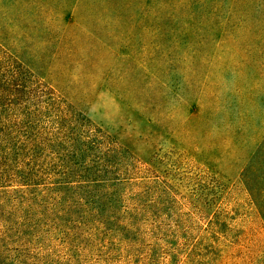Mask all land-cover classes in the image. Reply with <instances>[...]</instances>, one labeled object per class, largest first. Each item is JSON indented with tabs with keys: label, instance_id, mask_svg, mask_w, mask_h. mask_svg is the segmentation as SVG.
<instances>
[{
	"label": "rangeland",
	"instance_id": "rangeland-1",
	"mask_svg": "<svg viewBox=\"0 0 264 264\" xmlns=\"http://www.w3.org/2000/svg\"><path fill=\"white\" fill-rule=\"evenodd\" d=\"M0 47V79L48 101L34 127L115 145L111 165L147 168L160 180L145 187L150 213L169 214L155 220L210 223L180 264H264V0H0ZM44 192L59 212L82 196ZM90 228L68 243L40 229L0 237V264L128 263L114 234L104 244L108 225Z\"/></svg>",
	"mask_w": 264,
	"mask_h": 264
},
{
	"label": "trees",
	"instance_id": "trees-1",
	"mask_svg": "<svg viewBox=\"0 0 264 264\" xmlns=\"http://www.w3.org/2000/svg\"><path fill=\"white\" fill-rule=\"evenodd\" d=\"M12 60L14 67L21 70V63ZM21 88L13 78L0 79V208L3 217L0 237L13 235L16 238L33 231L30 236L38 238L36 232L40 229L50 234L51 239L68 243L70 239H79V228L94 236L96 233L90 227L108 225L110 232L100 234L107 238L104 244H112L109 238L114 234L118 245L125 246L123 249L118 247V254H128L125 257L127 264H156L153 253L160 256L157 264H180V258L193 250L203 233L210 232V223L193 225L155 220L154 216L169 215L160 203L155 205L151 214L150 205L146 203L145 187L152 182L159 184L158 178L152 179L153 176L145 174V167L111 165L114 161H109L108 156L115 145L69 141L70 135L65 133L61 141L53 140L52 137L57 135L53 133L55 131L47 126L38 129L32 124L33 117L36 120L48 117L44 115L47 107L39 106L48 104L47 99L36 102L32 89L22 91ZM21 116L28 119L24 128L19 124ZM11 121L15 123L11 124ZM84 122L92 124L86 117ZM38 135H44L46 140L36 141ZM93 149H99L101 156H93L90 152ZM115 166L118 171H113ZM133 185L139 188H130ZM54 189H75L82 196L76 200L73 197L66 199L65 209L59 212L54 202L59 200L58 194L50 192L51 196H38V191L48 194L44 191ZM160 198L159 194L157 199ZM41 201L48 205L44 211L37 204ZM51 205L53 207H49ZM53 209L55 213L66 215L62 222H57L59 215L55 216ZM174 210L179 212L176 208ZM44 219L49 221L43 222ZM85 240L90 238L86 235ZM47 260L41 256L37 264ZM118 260L122 261L121 258Z\"/></svg>",
	"mask_w": 264,
	"mask_h": 264
}]
</instances>
